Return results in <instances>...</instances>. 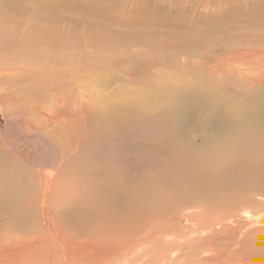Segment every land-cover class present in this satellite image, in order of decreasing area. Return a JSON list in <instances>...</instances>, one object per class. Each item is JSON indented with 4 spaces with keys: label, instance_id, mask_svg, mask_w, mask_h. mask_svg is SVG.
<instances>
[{
    "label": "rangeland",
    "instance_id": "rangeland-1",
    "mask_svg": "<svg viewBox=\"0 0 264 264\" xmlns=\"http://www.w3.org/2000/svg\"><path fill=\"white\" fill-rule=\"evenodd\" d=\"M4 1L6 0H0V5ZM63 1L73 5L67 7L63 5ZM19 2L32 11L25 0ZM58 2L65 8L60 13L62 20L65 21L64 24L61 23V29L73 35L77 33L67 48L62 43L60 51L66 52L63 56L68 63L75 59L84 61V66L81 64L77 67V71L80 72H76V75H79L77 80L79 79L81 83L75 79L71 80L69 76L64 79L65 82L71 83L66 89L51 87L56 96H52L43 106H47V109L55 106L53 108H59L68 117L63 114L64 118L66 117L63 121L49 120L43 125L44 127L32 133L26 129L24 122V117L28 118V116H20L18 113L22 108L17 100L20 96L19 84L1 80L0 89L12 84L18 89L15 92L14 89H9L12 93L10 98H0V174L10 172L9 178L24 180L26 177H34L31 176V169H41L50 171L56 178L60 177L55 169L60 155V149L55 143V134L58 129L66 125L65 122L68 123L70 118H74L76 137L71 144L78 156L76 164L110 166L114 173L132 178L138 172H143L145 176L153 174L161 184L170 186L176 191L182 189L180 192L182 197L178 199L176 206L157 216L146 217L143 222L140 219L133 230H127L120 235L115 233L109 235L106 232L90 240L96 243L102 240L100 237L108 240L102 250L108 248V255H104L107 257L103 256V259L95 264H133L136 261L139 263L135 264H145L152 261L153 257L166 258L169 252L174 250L168 260L164 258L165 263L264 264V170L255 169L252 174V167H249V164L237 163L232 166L234 175L229 176V179L215 180L218 181V185L226 184L224 187H214L200 178L196 184H191L192 181H189L194 178L193 174L201 172L205 163L194 160L181 173L183 157L190 151L179 145L172 130H165V135L159 133L154 126V119L136 125L137 130L128 128L118 132L101 128L91 131L89 127L91 111L99 100L115 99L116 91L119 89L127 93L132 86L138 88V85L156 81L157 78L170 87L180 86L189 81L194 82L192 80L196 83H205L217 93L226 92L224 94L232 95L229 101L228 98H224L226 103H216V107L223 104L222 107L225 109L233 108L234 102L237 104L240 98H246L251 91H254L252 84L246 83L248 74L257 75L260 71L262 73L264 66L256 65L259 67L256 68L254 65V68H242L241 71L235 64L227 61V52L231 49L223 51V48L227 47L215 44L213 40L227 34L235 35L237 38H248L254 29H257L258 33H264V30L260 29L264 23L263 19L257 17L249 21L244 18L256 5H264V0H59ZM28 3L33 6V10H39L35 3ZM145 10L160 14L162 24L154 26L155 30L162 33L169 29L178 30L177 33L180 32L186 42L199 44L194 49L175 56L172 60L174 69H166L163 64L151 57H143L146 49L141 45L132 44V47L131 45L125 47L121 44L115 45L109 40L121 37L125 32L126 23L141 25L142 16L139 20L137 16ZM74 23L77 24L76 27ZM32 25L31 28L29 24L30 31L40 27L37 24ZM99 27H103V34L95 37L93 34L96 35ZM13 29L9 28V31ZM0 30L3 28L0 27ZM162 33L157 35L158 39L162 38ZM105 46L108 51L105 50ZM90 55H95L96 59L87 58ZM86 62L89 64L86 65ZM89 65L99 69L100 74H105V78L101 80L104 82H97L100 76L86 77L83 71L86 72ZM212 66L218 69H213ZM190 73L194 74V78ZM108 74L111 76L106 79ZM262 82L264 83V80ZM56 91L61 92L58 94ZM22 96L24 98L25 94ZM17 114L18 117L11 118L12 115L15 117ZM210 126L213 129V124ZM195 141L198 142V138L195 137ZM253 144L254 146L247 141L244 149L236 148L235 156L245 157L250 162L254 161L255 157H263V146L261 147L259 143L256 144L257 146ZM244 172L247 174L251 172L249 174L251 178L248 179ZM2 177L0 175V188L7 185L1 180ZM58 187L57 182H54V190ZM61 209H63L62 200L56 196H49L50 215L57 214ZM242 209H249L254 215L252 219L258 217L259 225H251L241 213ZM26 215L29 218L30 229L43 226L40 204L29 209ZM70 225L65 220L64 230H71ZM88 236L77 234L71 238L81 241ZM100 245L102 246V243ZM67 260L72 261L69 258ZM162 261L160 264H165Z\"/></svg>",
    "mask_w": 264,
    "mask_h": 264
},
{
    "label": "bare ground",
    "instance_id": "bare-ground-1",
    "mask_svg": "<svg viewBox=\"0 0 264 264\" xmlns=\"http://www.w3.org/2000/svg\"><path fill=\"white\" fill-rule=\"evenodd\" d=\"M19 1L24 0H6L0 5V27L3 28L0 30V82L3 80V82L19 84L20 96L17 100L22 108L18 113L20 116H28V118L24 117L26 129L36 133L49 120L56 122L66 118L64 115L67 114L59 108L53 106L47 109L43 104L51 100L52 96H56L51 87L66 89L71 83L65 82L64 79L69 76L71 80H77L79 75H76V72H80L77 71V67L84 61L75 59L68 63L63 56L66 52L60 51L62 43L67 48L77 33L73 35L61 29V23L65 21L62 20L60 13L65 8L60 6L59 0H25L32 11H29L27 6L21 5ZM28 2L38 5L39 10H33V6ZM63 5L69 7L73 4L63 1ZM137 17L138 20L141 19V25L126 23L123 35L109 40L115 45L121 44L125 47L129 45L132 47V44L141 45L146 49L143 57H151L163 64L166 69H174L172 60L175 56L199 46L190 41L186 42L183 35L177 33L178 30L169 29L164 30L166 32L163 33L155 30L154 26L162 24L158 12L145 10ZM257 17L264 20V5H256L244 18L250 21ZM76 23L73 25L77 26ZM29 24L31 28L32 24L40 27L30 31ZM9 28L14 29L9 31ZM102 29L103 27H99L96 35H93L96 37L103 34ZM260 29L264 30V23ZM256 30L254 29L248 38H237L235 35L227 34L213 41L220 46H226L223 51L231 49L227 52V61L235 64L241 71L242 68H254V65L264 66V33H258ZM18 31L20 32L17 33ZM161 33L162 38L158 39L157 35ZM70 48L73 49L71 46ZM105 50L108 51L107 46ZM87 58L95 60L96 56L90 55ZM88 64L86 62V65ZM214 68L218 69L216 66ZM98 70L95 66L89 65L87 71L83 73L86 77L100 76L97 82H104L101 80L105 78V74H100ZM260 72L257 75H247L246 83L252 84L254 91H251L246 98H240L237 104L234 102L231 109L222 107L231 99L230 93H217L205 83H196L192 79L194 82L189 81L180 86L170 87L157 78L156 81L138 85V88L132 86L127 93L119 89L116 91L117 98H103L94 105L92 116L89 118V127L91 131L102 128L119 132L154 119V126L159 133L164 134L165 130H172L177 137L175 140L180 143L178 144L190 151L183 157L185 165L180 166L181 173L194 160L205 163L201 172L193 174L194 178L189 181H192L191 184H196L200 178L214 187H224L226 184L218 185V181L215 180L229 179V176L234 175L232 166L237 163L249 164V167H252V174L255 169L264 170V156L255 157L252 162L245 157L235 156L236 148L244 149L247 141L252 146L253 143L261 144L264 150V83L262 82L264 71L263 74ZM191 75L194 78V74ZM110 76L111 74H108L106 79ZM11 88L14 92L18 89L14 84L6 88L3 86L0 89V98H10ZM23 94H25L24 98ZM216 103L223 104L216 107ZM12 116L11 118L14 119L18 114ZM65 123L66 125L58 129L55 134V143L60 149L57 168H55L57 175L60 176L59 179L50 171L41 169H31V176L34 177H26L24 180L9 178L10 172L0 174L3 176L1 180L7 184L0 188V264H95L101 261L104 255H108V248L102 251L108 240L100 237L102 240L98 243L90 241L95 236L106 232L109 235L113 233L120 235L127 230H133L140 219L143 222L146 217L157 216L176 206L178 199L182 197L180 193L182 189L176 191L170 186L161 184L153 174L145 176L143 172H138L132 178L114 173L110 166L76 164L78 156L71 144L76 137V121L70 118L68 123ZM210 124H213V129ZM195 137L198 138V142L195 141ZM244 173L248 179L251 178L249 176L251 172ZM54 182L59 186L57 191L54 190ZM49 196H56L62 200L63 209L57 214L54 212L55 215L52 216L48 210ZM37 204H40L43 226L30 229L26 212ZM241 213L251 225L259 223L258 217L252 219L254 215L249 209H242ZM65 220L71 224V230H64ZM77 234L89 235V239L73 240L71 237ZM174 251L169 252L166 258L153 257L152 261L145 264H160ZM68 258L72 261H68Z\"/></svg>",
    "mask_w": 264,
    "mask_h": 264
}]
</instances>
